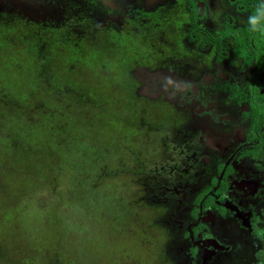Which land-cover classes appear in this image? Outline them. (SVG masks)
Listing matches in <instances>:
<instances>
[{"label":"flooded vegetation","instance_id":"obj_1","mask_svg":"<svg viewBox=\"0 0 264 264\" xmlns=\"http://www.w3.org/2000/svg\"><path fill=\"white\" fill-rule=\"evenodd\" d=\"M11 13L61 31L63 45L76 51V43L66 44L71 36L95 44L109 34L94 48L101 44L106 53L131 29L152 50L181 47L176 57L197 76L182 78L176 64L127 74L134 98L167 101L157 124L135 121L127 106L100 112L91 91L77 104L99 124L105 115L134 135L157 133L156 163L144 140L132 146L128 137L126 159L113 174L136 173L148 189L135 203L156 211L168 264H231L233 256L264 264V0H0V15Z\"/></svg>","mask_w":264,"mask_h":264},{"label":"rangeland","instance_id":"obj_2","mask_svg":"<svg viewBox=\"0 0 264 264\" xmlns=\"http://www.w3.org/2000/svg\"><path fill=\"white\" fill-rule=\"evenodd\" d=\"M11 14L0 15V264H168L167 236L157 231L156 211L135 203L148 189L136 173L113 174L126 159L128 137L132 146L144 140L154 159L157 133L147 128L134 135L106 116L101 124L91 121L93 112L77 101L91 91L92 105L103 97L114 107V99L112 110L127 106L135 121L157 124L167 101L134 98L127 74L142 65L159 70L176 64V73L188 78L198 74L190 70L192 63L176 57L181 47L164 53L163 44L152 50L135 41L134 29L126 32L132 38L116 35L107 54L101 44L94 48L109 34H97L95 44L71 36L66 44L85 50L76 51L63 45L61 31ZM92 57L91 68L82 66ZM19 75V86L13 82L12 88L20 98H14L4 79ZM24 100L29 108L22 111ZM122 202L130 208H120ZM230 262L240 264L236 256Z\"/></svg>","mask_w":264,"mask_h":264},{"label":"trees","instance_id":"obj_3","mask_svg":"<svg viewBox=\"0 0 264 264\" xmlns=\"http://www.w3.org/2000/svg\"><path fill=\"white\" fill-rule=\"evenodd\" d=\"M217 39H219V38H217ZM82 49V48H81ZM81 51H85V50H81ZM110 52V51H109ZM96 58H93L92 57V59H90V61H88V62H86L85 64H83L82 66H86V68H91V65H92V63L94 62V60H95ZM73 67H76V65L74 64L73 65ZM17 75H18V73H17ZM14 80H12V79H9V78H6V79H4V88L5 89H9V90H6L7 92H8V95H10L11 97L13 96L14 98L15 97H19L20 98V96L19 95H17V94H15L14 93V90H13V88H12V86H13V82L14 83H16V85H18V80H20L21 78H20V75L19 76H17V78L15 77V78H13ZM116 80H117V78H115ZM12 80V81H11ZM19 86V85H18ZM83 93H84V91H83ZM6 100H9V98H7ZM12 100V99H11ZM103 97H100V100H99V98L97 99V101H98V103H99V105L97 106V107H100V109L102 108V110L103 111H100V112H105L106 114H108V115H110V114H112V113H114L115 112V110H112L113 108H115V107H112V106H110V108L108 107V105H107V102H104L103 103ZM112 101H115L114 99L112 100ZM112 103V105L113 106H115L116 105V102H111ZM26 107L27 108H29V106H28V103L24 100L23 102H20L19 103V110H26ZM109 109H110V111H109ZM103 115H100V118L102 117ZM105 116V115H104ZM5 133V132H4ZM6 135L8 134V132H6L5 133ZM15 151H17V149L15 150ZM43 188V183H40V184H38V189H42ZM124 204H125V206L127 207V208H130V204L129 203H123L122 202V204L120 205V208H122V209H124ZM111 209L113 210V209H116L117 208V205H115V203H112L111 204ZM129 213H131V211L129 212ZM127 215V214H126ZM150 218V217H149ZM157 230H158V228H157ZM141 251V250H140ZM139 251V252H140ZM138 253V252H137ZM136 253V254H137ZM135 254V255H136ZM118 255V251L116 250L113 254H112V257H116ZM132 255H134L133 253H132Z\"/></svg>","mask_w":264,"mask_h":264}]
</instances>
